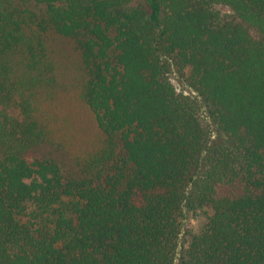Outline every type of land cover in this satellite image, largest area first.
<instances>
[{
	"label": "trees",
	"instance_id": "trees-1",
	"mask_svg": "<svg viewBox=\"0 0 264 264\" xmlns=\"http://www.w3.org/2000/svg\"><path fill=\"white\" fill-rule=\"evenodd\" d=\"M31 1L36 33L0 10V264H264V0ZM40 31L73 41L103 134L75 176L42 150Z\"/></svg>",
	"mask_w": 264,
	"mask_h": 264
},
{
	"label": "rangeland",
	"instance_id": "rangeland-1",
	"mask_svg": "<svg viewBox=\"0 0 264 264\" xmlns=\"http://www.w3.org/2000/svg\"><path fill=\"white\" fill-rule=\"evenodd\" d=\"M5 8L14 10L13 15L17 21H24L31 27V32H37L43 14L41 5L31 0H0V10H7ZM218 9L222 13L226 12L224 6H219ZM40 33L42 43L47 48L48 60L53 63L54 74H49V77L57 80L53 88L56 98L43 102L45 112L42 116L44 118L45 115L46 121H49L47 126L52 142L43 145L42 150L57 158L65 173L75 176L79 172L77 163L100 147L103 134L81 96L85 76L80 54L73 41L56 36L50 31ZM168 78L177 91L196 95L179 79L176 72L170 71ZM200 115L202 122L212 134L211 140L214 139L217 135L216 125L210 120L204 108L201 109ZM203 221L202 214L190 215L185 221V229L196 231ZM182 238L186 240L187 237L184 235Z\"/></svg>",
	"mask_w": 264,
	"mask_h": 264
}]
</instances>
